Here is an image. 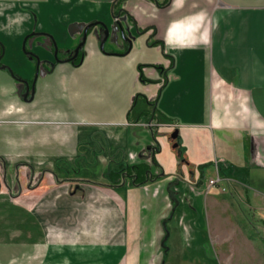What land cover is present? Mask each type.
Segmentation results:
<instances>
[{
	"label": "crops",
	"instance_id": "crops-1",
	"mask_svg": "<svg viewBox=\"0 0 264 264\" xmlns=\"http://www.w3.org/2000/svg\"><path fill=\"white\" fill-rule=\"evenodd\" d=\"M115 1L0 0V264H97L102 248L100 264H128L113 257L138 241L126 217L161 207L164 185L176 211L179 172L200 188L264 185V0H119L114 18ZM96 22L110 31L105 53L95 26L79 64L65 62ZM111 72L122 80L102 79ZM102 88L120 89L115 105L89 95ZM68 103L112 121L67 119ZM142 164L162 178L136 187L119 175Z\"/></svg>",
	"mask_w": 264,
	"mask_h": 264
},
{
	"label": "rangeland",
	"instance_id": "rangeland-1",
	"mask_svg": "<svg viewBox=\"0 0 264 264\" xmlns=\"http://www.w3.org/2000/svg\"><path fill=\"white\" fill-rule=\"evenodd\" d=\"M117 10H120L119 6ZM130 23L126 20L123 23L121 21L116 23L118 31L122 30L124 33L126 26L132 24ZM118 36L121 39L120 32ZM108 40L104 49L110 46ZM115 74L111 72L102 79L115 82L121 78V74L119 76ZM67 75L69 78L72 77V80L76 77L80 79L87 76H83V72L78 71L76 75ZM89 77L86 81L91 80ZM112 90L114 91L112 97L105 96L103 88L89 95L93 99L97 97L98 101L109 97L108 99L115 105L116 98L120 96L117 94L120 89ZM86 95L88 96L87 93ZM97 103V100H94L95 108L101 109ZM68 105L66 106L67 119L85 118L103 124L112 121L107 115L99 113L87 116L78 109L79 106L69 103ZM74 111L80 112V117H77ZM221 170V168L217 169L220 175ZM124 173L125 170L119 175L122 176ZM183 178L185 176L179 172L176 176L179 181L172 188L179 196L181 206L175 211V203L169 199L168 187L164 185L161 189V207L155 205L150 208L146 205L144 214L126 217L129 218V229L138 241L130 240L131 246L129 247L113 248V257L126 258L128 264H264V200L262 198L251 199L255 193L264 195V185L246 184L244 192L233 188L229 181H222V184L212 188L209 182L215 178L205 179L200 188L184 182ZM182 181L184 183L181 185ZM129 182L132 184L131 181ZM154 186L143 187L144 193H158L160 187ZM114 190L118 193L121 191L120 189ZM172 210L175 213L172 214ZM163 222H168V238L165 242L163 241L165 239ZM137 242H139L138 245H136ZM106 250L108 249L102 248V252L95 256L97 264L103 260V252ZM116 260L113 259L115 262ZM88 261L89 258L83 257L75 264H88Z\"/></svg>",
	"mask_w": 264,
	"mask_h": 264
},
{
	"label": "trees",
	"instance_id": "trees-1",
	"mask_svg": "<svg viewBox=\"0 0 264 264\" xmlns=\"http://www.w3.org/2000/svg\"><path fill=\"white\" fill-rule=\"evenodd\" d=\"M118 3L119 0L115 1L112 5V15L113 17H117V14H121V10L119 11H115L118 8ZM75 64H79V59L76 60ZM141 80L143 79V77L140 75ZM155 141V138H153ZM154 146L151 148L152 154H154L157 150H159L158 146L156 145V141L154 142ZM152 164L156 167H158V164L154 158V155H152ZM125 173L124 175H122L123 178H128L133 186L136 187H140V186H144L148 183H154L157 180H160L162 177H160V175H152L150 172V167L148 165L142 164V165H137L134 167H127L124 169ZM110 175V174H109ZM107 176V173H106ZM166 223L167 222H163V229L165 231V234L168 233L167 228H166ZM166 240V235H165V239L163 240L165 242ZM167 250V249H166Z\"/></svg>",
	"mask_w": 264,
	"mask_h": 264
},
{
	"label": "water",
	"instance_id": "water-1",
	"mask_svg": "<svg viewBox=\"0 0 264 264\" xmlns=\"http://www.w3.org/2000/svg\"><path fill=\"white\" fill-rule=\"evenodd\" d=\"M95 26H99L100 27V36H101V40H100V43H99V49L102 53H105V50H104V45L108 39V36H109V29L108 27L101 23V22H96V23H92V24H89L85 27L84 31H83V34H82V39L80 41V43L77 45V47L75 48L74 50V55L66 60L65 62H74L75 58L77 57L78 53H79V50L82 49L86 43V39H87V33H88V30L92 27H95ZM120 32V35H121V39L124 40V41H127L129 44H130V40L124 35L123 31H119ZM24 46V45H23ZM23 50H24V47H23ZM57 47L56 45H54V57H55V60L57 61ZM82 59V58H81ZM38 61V60H37ZM37 77V72L35 74V79ZM35 79L31 85V87L29 88V85L27 82H22L24 87H25V95H24V100L27 101V102H30L32 101L33 97H34V83H35ZM29 96V99H27ZM168 195H169V199L176 202L177 203V198L174 194L173 191L169 190L168 192Z\"/></svg>",
	"mask_w": 264,
	"mask_h": 264
},
{
	"label": "flooded vegetation",
	"instance_id": "flooded-vegetation-1",
	"mask_svg": "<svg viewBox=\"0 0 264 264\" xmlns=\"http://www.w3.org/2000/svg\"><path fill=\"white\" fill-rule=\"evenodd\" d=\"M81 50H82V49L79 50V53H78L77 57L75 58V60L79 59L80 56L82 55V53H80ZM73 55H74V51H73L72 53L68 54L67 57H66V59H65L64 61L70 59ZM57 59H58V57H57ZM75 60H74L73 63H75ZM57 61H59V59H58Z\"/></svg>",
	"mask_w": 264,
	"mask_h": 264
},
{
	"label": "built area",
	"instance_id": "built-area-1",
	"mask_svg": "<svg viewBox=\"0 0 264 264\" xmlns=\"http://www.w3.org/2000/svg\"><path fill=\"white\" fill-rule=\"evenodd\" d=\"M220 182V179L219 178H216V179H213L209 182L210 186L213 187L215 185H218Z\"/></svg>",
	"mask_w": 264,
	"mask_h": 264
}]
</instances>
